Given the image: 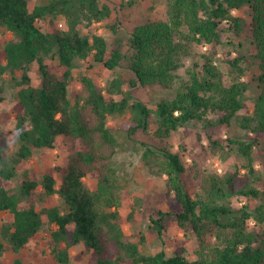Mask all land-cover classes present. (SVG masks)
<instances>
[{
	"label": "trees",
	"instance_id": "obj_1",
	"mask_svg": "<svg viewBox=\"0 0 264 264\" xmlns=\"http://www.w3.org/2000/svg\"><path fill=\"white\" fill-rule=\"evenodd\" d=\"M113 11L101 0H48L42 5L0 0V28L12 35L2 50L0 78L10 75L19 106L17 149L9 152L0 144V264L44 230L50 264H74L78 246L89 254L86 264H264V178L253 164L256 150L264 156V0H167L168 21L136 26L124 44L126 52L121 39L111 46L96 32L97 24L119 31L118 19L111 20ZM59 16L65 28L48 32L47 19ZM195 47L207 50L185 81L180 77L183 59ZM219 54L225 56L231 82L216 64ZM46 58L58 62L62 75L51 71ZM33 64L39 84L30 76ZM81 66L110 72L126 67L132 77L119 75L102 88L93 73L83 74L71 98L70 81ZM176 81L175 98L159 102L154 110L133 96L140 87L170 88ZM249 91L254 93L250 106ZM113 115L123 117L119 130L129 140L146 131L152 118L161 136L190 124L235 123L246 131L226 140L227 151L246 163L234 173L210 176L203 195L190 191L185 178L192 166H185L179 153L143 144L144 160H161L170 196L169 212H158L150 229L161 238L165 227L160 222L170 216L196 236L193 260L168 256L164 249L143 253L145 238L135 239L123 229L116 211L118 185L104 172L119 148L108 125ZM59 139L70 142V153L64 163L36 178L27 164L48 154ZM208 141L213 151L222 149L210 136ZM86 181L95 187L86 188ZM55 196L63 207L46 206ZM235 199L246 203L238 206ZM11 264L24 261L13 258Z\"/></svg>",
	"mask_w": 264,
	"mask_h": 264
},
{
	"label": "rangeland",
	"instance_id": "obj_2",
	"mask_svg": "<svg viewBox=\"0 0 264 264\" xmlns=\"http://www.w3.org/2000/svg\"><path fill=\"white\" fill-rule=\"evenodd\" d=\"M30 5L46 4L48 0H28ZM114 9L111 20L115 19L120 22V29L113 33L106 25L97 24L96 32L103 35L109 45H115L117 39L123 42L122 51L126 52L127 39L136 26L146 23L147 21H168L167 0H136L133 4H128L129 0H101ZM246 16L247 13L241 12ZM65 19L62 16L47 19V31L52 32L54 28H65ZM12 35L0 28V60L2 59V50ZM206 48H194L191 50V56L185 57V67L180 71V77L188 80V70L194 62L200 63V54L205 52ZM225 50L232 52V57L237 56V52L231 47ZM45 63L52 72L62 75V70L58 67V62L53 58H46ZM216 64L224 73L225 80L229 79V67L225 62V56L219 54L216 57ZM88 66H81L73 72L69 91L71 98H74L76 91L80 89L79 78L83 74L93 73L102 88H106L110 81L119 75L123 79L132 77L126 67L119 68L114 72L107 71L103 67L87 71ZM30 76L34 84H39L40 76L37 65L30 66ZM180 85L176 81L170 88L161 86L140 87L133 92V96L142 100L150 109L154 110L156 105L163 100H172L176 96V91ZM253 91H249L246 104L250 106L253 100ZM0 144L7 147L9 152L17 149L15 136L18 133L17 114L19 106L17 101V89L10 75H4L0 78ZM124 121L122 116L113 115L108 118V125L113 128L119 139V148L110 162L109 168H104L105 174L109 175L115 184L118 185L117 195L119 196V208L116 209L119 215V221L123 229L135 239L144 237L145 241L141 245L143 253L151 254L158 250L164 249L168 256L182 254L183 256L194 259V252L198 244L196 236L191 232L183 231L176 221L170 216H165L160 222L165 227V232L161 238L156 231L151 230L153 227L152 220L158 219V212H169L167 202L169 194L166 189L167 176L160 173V162L156 157L146 161L143 158L147 144L154 149L155 147L166 148L172 153H179L184 165L192 166L186 176V183L193 195H203V189L206 180L210 176H222L226 172L234 173L236 167L245 164V160L232 151H227V138L243 137L246 131L239 128L238 125H216L203 127L201 125L190 124L187 127L172 132L169 136H161L157 133V126L154 119L146 131L139 130L134 134L132 139H126L119 130L121 123ZM23 128H27V124ZM208 136L213 140L221 143L222 149L217 152L212 150L208 141ZM182 146V149H181ZM220 148V147H219ZM72 146L69 141L59 139L48 154L34 157L28 164L27 169L36 178L40 179L44 173L51 172L57 164L64 163V158L70 153ZM254 167L258 170V177L264 178V156L256 150L254 153ZM241 174H246L243 169ZM257 185L261 186L260 183ZM85 187L93 189L94 182L86 181ZM236 205L241 206L246 202L233 201ZM58 205L63 207L58 196L49 200L47 207ZM110 211H114L110 209ZM2 218L9 219L5 213ZM49 236L47 230L40 232L29 244L18 254L8 255L7 263L11 264L13 258H20L24 264H50L49 251L45 246V240ZM88 252L83 246H78L73 251L74 264H86Z\"/></svg>",
	"mask_w": 264,
	"mask_h": 264
}]
</instances>
